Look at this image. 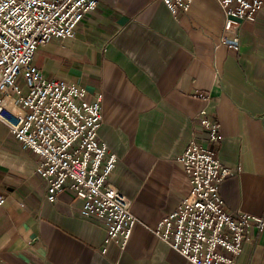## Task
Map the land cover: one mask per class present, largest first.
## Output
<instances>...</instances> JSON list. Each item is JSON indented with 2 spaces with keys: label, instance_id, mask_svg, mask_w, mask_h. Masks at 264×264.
<instances>
[{
  "label": "crops",
  "instance_id": "0c3cea01",
  "mask_svg": "<svg viewBox=\"0 0 264 264\" xmlns=\"http://www.w3.org/2000/svg\"><path fill=\"white\" fill-rule=\"evenodd\" d=\"M223 24L216 0L177 14L161 0H98L72 38L38 48L41 78L101 96L99 138L117 157L109 182L136 223L125 247L102 253L105 227L69 190L46 199L38 157L0 121V264H190L151 229L189 193L178 157L192 139L232 171L218 185L226 210L264 219V6L239 29V50L222 40ZM201 110L220 125L215 143ZM236 264H264V227L246 231Z\"/></svg>",
  "mask_w": 264,
  "mask_h": 264
},
{
  "label": "built area",
  "instance_id": "2783aa9c",
  "mask_svg": "<svg viewBox=\"0 0 264 264\" xmlns=\"http://www.w3.org/2000/svg\"><path fill=\"white\" fill-rule=\"evenodd\" d=\"M172 14L186 13L194 0H161ZM224 15L222 40L240 49L239 29L253 21L264 0H216ZM98 0H0V121L13 137L38 157L37 173L47 183L46 199L55 202L71 191L80 213L101 223L106 235L102 253L113 241H129L136 218L130 200L110 182L117 157L99 138L101 96L89 101L82 87L45 80L32 66L49 38H72ZM198 120L207 141L220 138V125L201 110ZM189 193L162 217L152 233L190 264H236L246 231L264 227V219L227 211L218 185L232 173L214 152L192 139L178 157ZM5 197L0 194V205Z\"/></svg>",
  "mask_w": 264,
  "mask_h": 264
},
{
  "label": "rangeland",
  "instance_id": "374dc122",
  "mask_svg": "<svg viewBox=\"0 0 264 264\" xmlns=\"http://www.w3.org/2000/svg\"><path fill=\"white\" fill-rule=\"evenodd\" d=\"M59 81V80H58ZM7 126V125H6Z\"/></svg>",
  "mask_w": 264,
  "mask_h": 264
}]
</instances>
